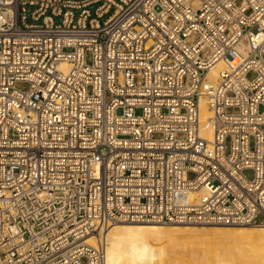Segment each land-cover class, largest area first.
<instances>
[{"label": "built area", "instance_id": "1", "mask_svg": "<svg viewBox=\"0 0 264 264\" xmlns=\"http://www.w3.org/2000/svg\"><path fill=\"white\" fill-rule=\"evenodd\" d=\"M143 222L264 226V0H0V264Z\"/></svg>", "mask_w": 264, "mask_h": 264}, {"label": "bare ground", "instance_id": "2", "mask_svg": "<svg viewBox=\"0 0 264 264\" xmlns=\"http://www.w3.org/2000/svg\"><path fill=\"white\" fill-rule=\"evenodd\" d=\"M221 67V63L213 67L209 71L208 77L212 80L216 79ZM200 110L203 126H206V130L201 134V136L202 138L210 141L212 125L208 123V119H210L212 115L206 109L204 104L200 106ZM152 224L157 223L143 222L139 224L134 223L128 225L112 224L109 226L104 231L107 242L106 264H173L171 262L173 259H175L173 262L176 264H190L189 262H186L187 258L189 257L186 258L185 262L182 260L183 263L180 262L181 260L179 261L180 263L176 262L178 259H183L181 255L184 252L183 250H186L188 254L190 253L188 251L189 249L185 247L187 242L184 244V249L181 248L182 245L179 246L181 241L185 242L188 240L189 243L191 242V244L193 242H202L204 244L209 243L212 245L216 241L225 243L236 242L239 244L237 249V251L240 250L239 253H234L230 251L231 249L227 250L226 248L222 252L218 251L217 249L220 254H213L210 258L202 257V262H199L198 258L195 264H264V226H245L242 228L240 227V229L235 228L230 230L227 228L217 229V227H215L216 229H213L214 227L212 229H209L208 227V229H204L205 227L199 228L200 225L189 224H160L161 226ZM185 225L198 226V228L189 229ZM165 226L168 227L166 228ZM109 234L116 236V240L110 243V238L108 236ZM166 246L171 247V249L169 248L170 250H167L165 248ZM179 247L181 250L183 249L180 254L177 251L176 252L178 254L173 251L175 253L174 254L171 251L172 248H178L177 250L180 251ZM193 252L191 254H193ZM192 258L191 259L195 262L196 257L194 256Z\"/></svg>", "mask_w": 264, "mask_h": 264}, {"label": "rangeland", "instance_id": "3", "mask_svg": "<svg viewBox=\"0 0 264 264\" xmlns=\"http://www.w3.org/2000/svg\"><path fill=\"white\" fill-rule=\"evenodd\" d=\"M136 113L139 114V111H136ZM249 175H250V174L247 173V176H249ZM259 220H260V219H259ZM135 224H139V223H135ZM126 225H128V224H126ZM140 225H145V224H140ZM146 225H150V224H146ZM152 225H158V226H159L160 224H152ZM160 226H161V225H160ZM185 226H186V225H185ZM165 227H166V226H165ZM167 227H168V226H167ZM167 227H166V228H167ZM186 227H188L189 229H195V228H198V226H186ZM204 227H205V228H204ZM207 227H208L209 229H212L213 227H214L213 229H216L215 227H217V229H220V228H223V229H226V228H227V229H230V230H231V229H235V228H236V229H240V227L238 228V227H219V226H202V227L199 226V228H204V229H208ZM244 227H245V226H244ZM241 228H242V227H241ZM103 236H105V233H103ZM108 236H109V238H110V243L113 242L114 240H116V238H117L116 236H113L112 234H109ZM107 241H108V240H107ZM186 242H187V244H185ZM216 242H217V243H216ZM216 242H214V244L211 245V244H209V243H205V244H204V243H202V242H200V243H198V242H196V243L193 242L194 244H193V243L191 244V242L189 243V240H188V241H185V242H182V241H181V243H180L179 246L182 245L183 247L181 246V248L184 249V246L186 245L185 247L189 249L188 251H189L190 253L188 254V252H187L186 250H183V249H182V250L184 251V252L181 254L183 259H178V260H176V262L178 263V262L181 260L180 262L183 263L182 260H184V262H185L186 258L189 257V258H187V260H188V259H189V260H188V261L186 260V262H189L190 264H195V263L197 262L198 258H199L198 261H199V262H200V261L202 262V259H203V258H210L213 254H217V253L220 254V252L224 251L225 248H226L227 250H230V249H231L230 251H232V252H234V253H235V252H236V253H239V251H240V250L237 251V249H238V247H239V244H237L236 242H235V243H227V242L225 243V242H220V241H216ZM197 243H198V244H197ZM184 244H185V245H184ZM208 244H209V245H208ZM187 245H188V246H187ZM167 247H168V248H167ZM199 247H200V248H199ZM165 248H166L167 250H170V249H171V247H169V246H166ZM169 248H170V249H169ZM179 248H180V247H179ZM181 248H180V251L177 250L178 248H174V249L172 248L171 251H172V252L174 251L175 253L178 252V253L180 254V252H182ZM190 248H192V249H190ZM194 249H195V250H194ZM209 249H210V250H209ZM217 249H218V251H220V252H218ZM190 250H191V251H190ZM197 250H199V251H197ZM176 251H177V252H176ZM193 251H194V252H193ZM241 251H242V250H241ZM174 252H173V253H174ZM192 252H193V254H194V253H195V254H194V255L191 254ZM204 252H205V253H204ZM206 252H208V253H206ZM175 253H174V254H175ZM178 253H177V254H178ZM202 253L204 254L205 257L203 256ZM210 253H212V254H210ZM198 254H199V255H198ZM185 255H186V256H185ZM192 255H193V256H192ZM196 255H198V256H196ZM207 255H208V256H207ZM175 256H177V255H175ZM190 256H191V257H190ZM194 256L196 257V258H195L196 260L194 259L195 262L192 260V259H193L192 257H194ZM202 257H203V258H202ZM174 258H175V257H174ZM191 258H192V259H191ZM201 258H202V259H201ZM174 260H175V259H173V261H174ZM173 261H171V262H172L173 264H176V263H174ZM191 261L194 262V263H192ZM180 262H179V263H180Z\"/></svg>", "mask_w": 264, "mask_h": 264}]
</instances>
